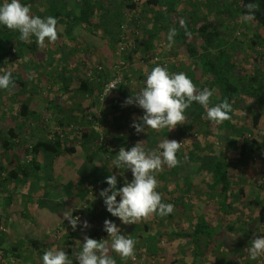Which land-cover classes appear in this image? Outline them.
Returning a JSON list of instances; mask_svg holds the SVG:
<instances>
[{
	"label": "crops",
	"instance_id": "1",
	"mask_svg": "<svg viewBox=\"0 0 264 264\" xmlns=\"http://www.w3.org/2000/svg\"><path fill=\"white\" fill-rule=\"evenodd\" d=\"M104 1L105 0L100 2L103 6L113 10L116 8L119 9L120 5L118 1L109 0V4H105ZM106 2H108V0ZM114 3L116 4L114 5ZM125 16L126 14L124 17ZM152 21L154 22L153 19ZM152 21L147 23L148 27H150V31L146 30L147 36L146 39H144V46L147 51L146 56L148 57L152 54L151 47L148 48V44L159 41V43L162 42V44L165 45V42L168 41V31L173 27L169 22L164 21L161 27L158 24V27H160L159 31H155ZM153 31L156 32V37L149 39L148 34L151 32L153 34ZM98 37H100L101 39H98L105 44L106 39H104L102 31H99ZM76 40L78 43L71 44L67 41L68 43L66 42L65 46L73 48L75 45L76 47L77 45H81V42L87 43V41L81 37L76 38ZM91 43L92 42H90V44ZM63 49L58 51L54 63V68H60V70L57 71L59 73H64V77L60 74L58 75L61 84H35V92L33 91V93L27 94L34 99L28 102H30V105H36V107L39 103L43 102L51 110L54 109L55 111L52 113L55 114L54 122L56 130L59 131L57 135H60L63 139L68 138L70 142L77 140L78 144H80V148L78 149V153L72 157L62 155L60 158L55 159L50 167L51 177L47 178L44 176L38 182L35 181L34 177L32 179V177L25 178L20 176L19 178L13 179L7 178L5 173H2L0 176V226L5 227L7 231L1 233L0 236L4 238L2 240V247L7 250V255L5 258L0 259V264H42V256L48 248L50 250L53 248L57 250H66L70 258L74 260V264H77L75 256L73 255V252L76 250L75 246H82L84 236H88L90 232H93L94 228L97 231L99 230V232L104 231L103 227L106 219L114 220L117 224L119 223L118 226L121 227L122 233L130 236L136 242L135 250L138 251V255L139 252L144 254L159 252V241L163 242V238L171 234V239L175 240L174 247L168 249L169 253H171V249H173L174 252L172 264H259L258 258L256 260H251L249 258L246 249L252 239L262 235L259 223L257 221L255 224L248 222L249 220H246L247 216L244 215V213H242V216L245 219L242 216L240 220L236 218V216L235 219L232 218V216L234 217V212L238 210L237 207L240 206V204L237 203L239 198H245L246 194L247 198L249 197L252 200L256 199L259 194L254 188H252L250 194L248 190L243 187L241 188V185H239L238 189L234 187L235 184L238 185V183H242L238 181L240 173L239 161L237 160V157L240 156L238 148L240 146L241 137L248 134L243 131L242 110H237L236 107L232 112L229 122H223L219 125L205 118L206 120L202 125H198V127L194 128L193 124L197 122V120L195 121L186 117V126H176L171 130L167 128L157 130L155 140L152 141L150 137H147L149 134H137L135 129L131 127L134 118H138L139 115H136V113L132 111L134 106H122L127 96L124 95L123 98L122 96L118 98L119 90H117L118 92L114 91L108 97L110 99L107 98L108 100L106 99V103L102 106L99 101L101 91L99 92L97 90V84H77L76 87L69 84V78L73 72L70 60L73 59L75 52H73L74 49L71 51L67 50V48H65L66 50ZM44 51L47 52L45 48ZM95 52H91L90 50L80 52L79 49L76 50V54L81 56L85 55L84 57L86 58V61L83 59L84 62H77L79 72L81 69L83 73L85 72V69L89 67L88 63L91 61L90 57ZM61 56L65 57L66 60L62 61L60 59ZM163 56L164 53L161 54V58H163ZM101 59H103L102 55H100L99 60ZM187 60L188 59H186V62H188ZM156 61L158 62V60ZM183 61V63H185V60ZM106 62L108 63L109 61L106 60ZM182 64L181 67H183ZM159 65L163 66V64ZM45 66H42L41 71L44 72ZM170 68L171 72H181L175 62L170 65ZM143 69L144 67L140 71ZM150 69L148 73L151 71ZM190 70L191 68L189 67V71ZM125 74L128 79H131L132 83L134 82L133 80L137 78L135 73L132 74V72L128 71ZM63 78H66L69 82L63 81ZM29 86H31V84H29ZM50 86H56L57 91H59L57 99H48L49 96L46 94L45 90ZM86 87L88 90L85 92ZM73 88L76 89L75 97L81 99L80 103L90 102L88 103L89 106L87 105L86 108L92 109L91 112L83 114L82 111L77 110H74L75 112L65 111V108L72 106L70 104V102L72 103L70 93ZM91 90L94 91L90 94ZM37 99H39L38 104H36ZM57 105L59 106L58 108L56 107ZM137 110L139 112L140 108H137ZM262 113L264 115V112ZM12 119L14 120L13 117ZM72 122L75 123L76 128H78L73 132L69 131V128L73 126ZM246 127L249 128V124ZM15 132L18 135L16 129ZM171 133L175 136L176 141L181 142V150H187V153L197 154L195 156L202 158L211 156L214 159L223 160L225 157L232 166L231 172L235 174L232 182V193H234L235 197L233 206L231 209L227 208V210H225L228 220L220 219L214 224V232L220 238V242L216 249L207 255L204 254V247L207 246L206 243L198 246L195 242L189 240L185 241V238L182 236L183 234L193 233L198 221L197 219L195 220V214L198 216L200 212H204L205 207H210L207 213L210 217H213V211L218 210L221 202H223L222 198L209 188L213 184V179L206 170H202L201 163L190 161L187 156H177L179 163L176 167H173L172 173H163L167 177H172L171 180H166V182L163 183L167 185L168 183H172L171 194L174 195L172 205L174 206V212L180 216H178L177 224L175 225L177 228L172 230L170 234H166L163 230H161L160 234H157V231L153 233L152 228L146 229L149 227V224L142 219L137 221L136 224H121L118 218L112 217L111 214L106 211L103 199L99 195L100 190L107 187L106 183H104L105 177L111 174H123L127 171L126 169H117L113 164L121 147L129 148L140 143V146L148 152L154 150L153 147H155V149L157 148L160 143L158 137L169 138V134ZM134 134L137 137L140 135V139L137 140V142H133L135 139ZM198 134L203 135V137L205 136L200 141L201 144L197 143L195 140ZM28 135L32 138L36 137L35 132ZM74 135L76 137H73ZM50 137L51 136H49V138ZM70 137H72V140ZM100 138L107 139L110 145L116 141L117 149L111 150L108 146L103 147L107 149V151H103V148L102 150L99 149L100 147H98L96 143L102 145L99 142ZM207 139H210V142H208ZM20 140L19 138L16 141L19 142ZM45 140H51V138ZM23 141L24 143H28V141ZM23 141L21 140V142ZM262 143L264 144L263 141ZM201 150H206V154L199 155L198 153ZM102 151L104 153H102ZM232 155H235V157ZM89 157L92 158V161H89ZM4 164L3 152L0 147V168L1 165ZM175 169L177 170L176 172H174ZM163 170L164 167H162L161 171ZM162 178L163 176H161V179ZM196 183L198 185H196ZM119 186H123V184L119 182ZM241 190L243 192L242 195H240ZM160 191L163 193L164 190ZM210 200H212L213 203L208 205L207 203L210 202ZM70 209L73 211V216H81V219L84 213V219L88 220L90 225L95 227H90L84 232H82L80 228L73 231L68 222L63 220V212ZM76 211L78 214L74 215ZM238 211H240V209ZM184 215L193 218L192 220L194 223L193 227H187L188 231L186 230V232H184L186 227L182 226V230L180 229L183 219L181 216ZM57 233L61 235L59 236V240L63 237L65 238L68 233L74 234V242H71L72 247L60 245L58 249L56 244V242L59 241H57ZM104 238L106 239V245L110 249L111 241L108 239L107 233ZM62 243L65 244L63 241ZM109 254L113 257L116 255L114 258L116 264H135L132 263L133 261H129V258L122 259L114 251L110 250Z\"/></svg>",
	"mask_w": 264,
	"mask_h": 264
},
{
	"label": "trees",
	"instance_id": "2",
	"mask_svg": "<svg viewBox=\"0 0 264 264\" xmlns=\"http://www.w3.org/2000/svg\"><path fill=\"white\" fill-rule=\"evenodd\" d=\"M101 1L103 0H22V3L30 5L32 14L41 16L42 18L49 15L57 18L58 38L50 44L46 42V45L48 44L50 48V50L47 48V52L44 51V47L40 48L37 46L34 37L31 42L26 43L19 40V33L17 31L0 26V72L11 71L15 80V87L8 90H0V95H6L7 93L11 99H17L19 104L16 114L18 116L26 120L36 114L34 111L36 105H30V102H28L34 99L32 96H25L26 100L19 101L21 100L22 92L26 89L28 80H41L40 75L43 74L41 71L42 66H54L58 51L64 48L67 41H72L76 44L78 43V39L76 40V38L81 37L90 43L98 37L99 31H102L103 37L106 39L105 43L111 48L113 46V49H116L117 52L118 44L123 41L121 26L128 22L129 15L136 11L138 7L134 3L135 1L118 0L119 9L113 10L103 6L100 3ZM226 1L148 0L146 9L142 13L147 23L152 21V19L154 20L152 22L155 31H159L164 21L169 22L173 27L177 28L174 44L179 43L180 52L185 58V63L182 66H189L191 68L189 77L198 89L208 87L213 90V96L211 97L212 104L227 100L231 104L233 112L238 104H245L244 97L256 101L252 102L256 103L255 105L250 104L248 116L250 120L248 130L251 132L250 136L253 135V137L244 138L245 140L243 139L238 149L240 157L259 156L263 153L264 147V144L260 142V140L264 139V115L261 111H258V108L255 109L253 106H258L259 102L264 101V56L259 52L258 55H261V57L256 58L255 61L257 63L252 65L251 69V65L246 66L245 64H242L241 68H238L237 62L232 55L223 52L219 53V58L222 61L218 63L214 59L209 58L205 52V48H207L211 41L209 40L210 36L215 33V30H211V18L217 15H224L230 10L228 8V1ZM248 3L255 4L254 17L250 21L258 27L259 34L253 40L256 47H258L264 39L262 38L264 36V0H240L235 2L234 9L239 15L243 16ZM230 5L232 4L230 3ZM125 14L126 16L124 17ZM181 18L186 19V22L191 24V27L194 28L193 31L179 27ZM133 19L134 25L140 28L143 23L140 17L138 16ZM125 20L127 21L123 24ZM158 24L160 27H158ZM155 31H153V34L152 32L148 34L149 39L156 37ZM137 44L141 48V44L144 46L145 41H140L139 39ZM54 45L58 46L54 47ZM53 47L54 49H51ZM65 48L67 47L65 46ZM65 48L63 50H66ZM60 59L62 61L66 60L63 56ZM186 59H188V62H186ZM121 60L125 62L123 58ZM22 64L24 69L22 68ZM93 67L85 69V79L81 84H98L97 90L100 92L106 83L117 76V71L114 70L108 76L104 65H94ZM125 67L126 62L124 69L120 72L124 80L122 85L127 83V80L124 78L126 77L124 72ZM32 71L35 72V75L27 78L25 72L29 73ZM59 74L64 77V73ZM129 80L131 81V79ZM63 81L69 82L66 78H63ZM122 85L117 90H119L121 96H124L126 89ZM87 90L88 88L86 87L85 92ZM92 91L94 90H91L90 94ZM242 99H244V102ZM38 101L39 99H37L36 104H38ZM4 107L8 108L7 104ZM56 107L58 108L59 106L57 105ZM185 115L189 119L197 120L193 124L194 128L202 125L203 119L206 118L205 109L195 102L186 110ZM7 122L10 123L9 131L6 135L0 137V147L5 161V164L1 165L0 176L2 173H5L7 178L13 179L20 176L25 178L32 177V179L34 177L35 181L38 182L44 176L47 178L51 177L50 167L55 159L60 158L62 155L72 157L78 153V149L80 148L77 140L70 142L68 138L63 139L60 135L51 140H39L34 145L25 144L21 140L18 142L16 140L19 137L15 132L14 126H12V121L8 119ZM224 122L227 123L229 120ZM195 155L187 153L186 156L190 161L201 163L202 170H206L211 175L213 184L209 185V188L217 193L223 202H221L218 210L213 211V217H210L207 213L210 207H205L204 212H200L198 216L195 214L198 221L193 233L183 234L182 236L187 240L192 239L198 246L206 243L207 246L204 247V254L207 255L212 253L220 242V238L214 232V224L220 219L228 220L225 210L227 208L231 209L233 206L235 197L234 193H232V182L235 174L231 172L232 166L226 158L221 160L214 159L211 156L202 158ZM88 159L92 161V158L89 157ZM163 167L164 172L172 173L173 168H169L166 165ZM176 171L175 169L174 172ZM242 194L241 190L240 195ZM211 203H213L212 200L207 204L210 205ZM77 214L76 211L74 215ZM258 223L260 226H264V205H261L258 211ZM91 227L94 228L95 226L92 225ZM1 233L3 232L0 231ZM105 235V231L99 232V230L97 231L94 228L93 232H90L88 236L100 240L105 239ZM3 239L0 236V251L3 253V258H5L7 250L2 247Z\"/></svg>",
	"mask_w": 264,
	"mask_h": 264
},
{
	"label": "clouds",
	"instance_id": "3",
	"mask_svg": "<svg viewBox=\"0 0 264 264\" xmlns=\"http://www.w3.org/2000/svg\"><path fill=\"white\" fill-rule=\"evenodd\" d=\"M255 4L248 3L244 20L254 17ZM57 18L49 15L41 17L31 12L28 4L22 0H0V26L19 33V40L31 42L33 37L38 47L43 48L47 43L55 42L58 38ZM179 27L185 28L186 22L179 21ZM177 28L168 31V44L175 43ZM15 87V80L11 71L0 72V90ZM213 90L208 87L198 89L192 79L184 72H170L166 66L157 65L147 74L144 86L135 94L125 98L122 106H136L143 110V115L134 118L131 127L137 134L151 130L174 129L186 122V110L193 102L201 105L206 112V118L219 125L231 118L232 106L224 100L212 104ZM181 142L165 138L157 148L146 152L140 143L135 146L121 147L113 161L115 168L130 170L131 180H124L123 186H118L116 174L105 177L107 187L100 190L106 211L112 217L119 219L123 225L136 224L141 219L152 214L161 217L172 213L174 206L162 201L157 188L159 182L157 173L166 165L176 167L179 163L177 154L181 150ZM72 209L63 212V220L67 221L73 231L79 228L82 232L91 227L88 220H81L72 215ZM103 230L111 241L110 249L106 239H94L84 236L82 246H75L73 252L77 264H116V260L109 254L110 250L122 259L135 255L136 242L111 219L104 221ZM251 260L264 256V235L256 236L246 248ZM42 264H74V260L63 249L47 250L42 256Z\"/></svg>",
	"mask_w": 264,
	"mask_h": 264
},
{
	"label": "rangeland",
	"instance_id": "4",
	"mask_svg": "<svg viewBox=\"0 0 264 264\" xmlns=\"http://www.w3.org/2000/svg\"><path fill=\"white\" fill-rule=\"evenodd\" d=\"M107 0L104 1V3H108L109 4V0L108 2H106ZM118 1V0H115ZM114 1V2H115ZM134 3L137 4L138 9L136 11H134L132 14L129 15L128 17V21L130 19L136 18V17H140V19L142 20V25L140 26V28H135L134 31H129L127 33V50L125 52L122 53L121 56L117 55L116 49H113L110 47L109 45H107L106 43H102L101 40H99L97 37L95 38L92 43H84L81 42V45H76L71 48V47H67V50L71 51L74 49L73 52V59L70 60V63L73 67V72L71 73L70 76V83L71 86L76 87L77 84H81L82 81L85 79V74L81 71L79 72V68L77 66V62H84L83 59L86 61V58L84 56L78 55L76 54V50L79 49L80 52L83 51H87L90 50L91 52H95L94 54L91 55L90 57V62L88 63L89 67H93L95 66H99V65H104V69H106L107 71V75H111V73L115 70V64L117 62V60H119V58H123L126 62V69H125V73L126 72H132V74H136L135 76H137L136 79H134L133 83L126 77H124L127 80V83L122 85L123 88L126 89L125 92V96H130L133 92V94H135L139 89H141L144 86L146 77H147V73L148 70L157 65L155 64H163V66H166L168 68V70L171 72V68L170 65H172L173 62H175L177 65V67L180 68L181 72L186 73L187 75H189L188 72L189 71V67H181V64L184 62L183 60H185V58L183 57V54L180 52V46L179 43L178 44H173L171 47H169L168 41L165 42V45L162 44V42L159 43V41H154L153 44H148V48L151 47V56L148 57L146 56V49L145 46H143L141 44V48L138 47L137 41L140 39V41H144V39H146V34L147 31L149 30L150 27H148L147 22L145 21V16L143 15V10L146 9V5L148 0H132ZM228 1V8L230 9L229 11H227L224 15H217L216 17H212L211 18V23H212V27L211 30H215V33H213L212 36H210V44L207 46V48H205V52L206 55L209 56V58L214 59L215 61H217L218 63H220L222 61L221 58H219V53L223 52L225 54L228 55H232L234 57V59L237 62V66L238 68L242 65L245 64L246 66H250L251 65V69H252V65L256 64L257 62L255 61L256 58H260L261 55H258V53H262V56H264V39L261 45H258V47H256V44L253 42V40L256 39V35L259 34L258 30H257V26L253 25V22H251L250 20H244L242 17V15H239L236 10L234 9V5L235 2H238L240 0H227ZM230 3L232 5H230ZM116 3H114L115 5ZM231 6V8H230ZM109 8V7H108ZM181 20H184L186 22V19L181 18ZM127 20H125L123 22L126 23ZM130 24L133 23L129 21ZM189 24V25H188ZM119 25V24H118ZM114 28V26H113ZM116 29V28H114ZM190 30L193 31V27H191V24L188 22H186V27L185 30ZM255 35V37H254ZM148 38V37H147ZM264 38V36L262 37ZM101 39V38H100ZM71 44H75L72 41H69ZM205 45V44H204ZM58 46V45H54ZM51 48V49H54ZM84 47V48H82ZM46 50L48 48V50H50L49 45H45L44 47ZM177 48V49H175ZM118 50V49H117ZM164 53L163 58H161V54ZM83 54V53H82ZM86 55H88L87 53H85ZM100 55H102L101 60H99ZM214 56V57H212ZM157 58V59H156ZM165 58V59H164ZM109 61L108 63L106 62ZM158 60V62L156 61ZM23 61V60H22ZM22 61H20V63H22ZM105 61V62H104ZM107 64V66H106ZM184 64V63H183ZM109 66V67H108ZM147 66V67H146ZM45 70L44 72L42 71V75H40V81H31L28 80L27 81V86L26 89H24V91L22 92V96H21V100L19 101H24V99L28 96L27 94L29 93H33V91L35 92L36 89V85L37 84H61V80L59 75V70L54 68V66L52 65H46L45 66ZM144 67V74H143V70L140 71L142 68ZM146 67V68H145ZM16 68H18L16 66ZM22 68H23V64H22ZM51 68V69H50ZM94 68V67H93ZM241 68V67H240ZM24 69V68H23ZM150 69V70H151ZM58 70V71H57ZM76 70V71H75ZM75 71V72H74ZM135 71V72H133ZM140 71V72H139ZM25 75L27 78L32 77L33 75H35V72H25ZM126 75V74H125ZM143 76V77H141ZM29 84H31V86H29ZM36 84V85H35ZM38 85V86H39ZM98 86V84H97ZM71 88V87H70ZM75 90L76 89H71V93H70V97L72 98L70 102V104L72 105L71 107L65 108V111H71V112H75L77 111H82V113H87V112H91L92 109H88L86 108V106L88 105V102L85 103H80L81 99L80 98H76L75 97ZM46 94L49 96L48 99L50 98H55L57 99V96L59 94V91H57L56 86L52 87H47L46 88ZM116 92H118L116 90ZM115 92V93H116ZM0 95V101H1V105H0V137H2L3 135H6L9 131V127H10V123L7 122L8 119H10L14 125V128L17 130L19 138L23 141H28V144L30 145H34L37 141H39L40 139H52L55 138L57 136V133L59 131L56 130V125L54 122V117L55 114L52 113L55 110L54 109H50L48 106H46L43 102L39 103V105L37 107L34 108V111L36 112V114L31 117L30 119H24L20 116H18L16 114V109L18 107V101L17 99H11V97H8V94L6 93V95L4 94ZM27 95V96H26ZM26 96V97H25ZM121 98V94L119 93V97ZM123 98V96H122ZM52 99V100H53ZM110 99V98H108ZM107 99V100H108ZM245 99V104H238L237 106V110H242L241 111V116H243V120H242V126L244 128V133H248L247 135H245L244 137H241L240 139V144L243 142L244 138H252V136H250L251 132L250 130H248V128L246 127L250 121L248 116H249V112H250V104L255 105L256 103H252V102H256L251 100L250 98H246ZM244 99L243 102H244ZM107 100H100L101 105L103 106L104 103H106L105 101ZM112 102V99H111ZM7 104L8 108L4 107ZM83 106V107H82ZM89 106V105H88ZM243 106V108H242ZM255 109L258 108V111L264 112V101L263 102H259L258 106H253ZM138 107L134 106L132 108V111L136 113V115H139V117L141 115H143V110L140 109V111L138 112L137 110ZM73 109V111H72ZM75 110V111H74ZM253 110V109H252ZM244 113V114H243ZM12 117L14 118V120L12 119ZM8 118V119H7ZM7 119V120H6ZM206 119H203V122H205ZM88 123V122H87ZM73 126H71L69 128V131H76L78 128H76V124L72 123ZM187 125V121L184 122L183 124H179L177 126H186ZM42 128V129H41ZM35 132L36 137H31L28 134ZM157 130H151L149 129L148 132H144L145 134H149L152 141L155 140V135H156ZM135 135V134H134ZM170 137L169 139H175V136L171 133L169 134ZM49 136H51L49 138ZM54 136V137H52ZM70 136V134H69ZM73 137H76L75 135ZM205 137V136H204ZM203 135L198 134V136L195 138L197 143H200V141L202 140V138H204ZM208 137V136H207ZM70 139L72 140V137H70ZM140 139V135L137 137L135 135V139L133 142H137V140ZM165 139V137H158V141H161ZM150 140V142H151ZM210 139H207L208 142ZM245 140V139H244ZM264 142V139L260 140V142ZM24 142V141H23ZM99 142L102 145H98V147H100L99 149L102 150L103 147L108 146V148H110L111 150H116V141H114V143L112 145H110L108 143L107 139H102L100 138ZM103 142V143H102ZM196 143V144H197ZM26 144V143H25ZM201 144V143H200ZM209 144V143H208ZM211 145V144H209ZM155 149V147H153ZM103 151H107V149L103 148ZM102 151V153H104ZM146 151V150H145ZM148 151V150H147ZM152 151V150H151ZM149 152V151H148ZM226 152V151H224ZM199 155H204L206 154V150L204 151H200L198 153ZM187 155V150H180L178 152V156H186ZM235 157V155H232ZM206 158V157H204ZM225 158V157H224ZM30 160V159H29ZM237 160L239 161L238 165H239V177H238V181L242 182L241 184L238 183V185H234V187L236 189L239 188V185H241V188H245L246 190H248V193L250 192L251 194V190L252 188H254V190H257L258 197H256V199H250L249 197L247 198V195L245 194V198H239V200L237 201L238 204H240V206L237 207V209L240 211L234 212V217L232 216L233 219L238 218L239 220L241 219L242 213H244V215L247 216L246 220L252 224H255L256 221L258 222V211L261 207V205H264V186L263 187H259L257 185L258 181H260L262 179V177L264 176V149H263V153H261L259 156H251V157H237ZM165 172L163 171H159L156 175H157V180L159 182V186L157 188V191H159L161 193L160 190H164L163 193H161L162 196V201L165 203H171L173 204V196L171 193L172 190V183H168L164 184L163 182H166V180H171L172 177H167L165 174H163ZM263 174V175H262ZM202 175V174H201ZM262 175V176H261ZM161 176H163V178L161 179ZM198 176V175H196ZM118 177V181L120 182V184L124 183V180H131L132 179V174L130 172V170H127L126 172H124L123 174H117ZM198 178V177H197ZM200 179V178H199ZM197 182H200L198 180H196ZM196 185H198L196 183ZM119 186V185H118ZM184 204V203H182ZM252 206V207H251ZM174 212V210H173ZM170 213L167 216H159L156 214H152L151 216H149L148 218L142 219L143 221L147 222L149 224V229L152 228V232L155 233L157 231V234L161 233V230L165 231L166 234H170L172 232V230H174L175 228H177V226H175L177 224V218L179 215L176 214V212L174 213ZM182 215V214H181ZM85 214L83 213L82 219L81 220H85L84 219ZM180 217V216H179ZM183 219L181 221V226L180 229L182 230V226L186 227L184 229V232H186V230L188 231L187 227H193L194 223H193V218H189L186 217V215L181 216ZM243 217V216H242ZM81 218V217H80ZM244 218V217H243ZM197 218H195L196 220ZM245 219V218H244ZM194 220V221H195ZM196 223V221H195ZM119 224V223H118ZM260 226V225H259ZM79 228V225H78ZM261 228V234L263 235L264 233V226H260ZM74 233V232H73ZM59 236L60 233H57V241L59 240ZM74 234H69L65 236V238H61L58 242H56L58 249L60 248V245L63 246H67V247H72L71 242H74V238H73ZM195 240V239H194ZM62 241L65 243L63 244ZM174 239H171V234L168 236H165L163 238V242L159 241L158 246L160 251L157 253H141L139 252L138 255V251L135 250V255L133 257L129 258V261H133L132 263L135 264H172V261L174 260V252L173 249H171V253L168 252V249L170 247H174ZM185 241H187V239H185ZM189 241H192V239H189ZM189 243V242H188ZM191 244V243H190ZM48 250H50L48 248ZM60 250V249H59ZM66 251V250H65ZM70 251V250H69ZM67 252V251H66ZM116 257V255L114 256V258ZM247 263V262H246ZM248 264V263H247Z\"/></svg>",
	"mask_w": 264,
	"mask_h": 264
},
{
	"label": "built area",
	"instance_id": "5",
	"mask_svg": "<svg viewBox=\"0 0 264 264\" xmlns=\"http://www.w3.org/2000/svg\"><path fill=\"white\" fill-rule=\"evenodd\" d=\"M137 18V17H136ZM132 20L134 21V19H130L129 21L132 22ZM129 21L121 26V30H122V34H123V41L120 42L117 46V54L119 56L122 55L123 52H125L128 48L127 46V33L129 31H134L135 28H137L134 23L130 24ZM125 66V62L121 60V58H119V60H117L116 65H115V71H117V76L112 79L111 81H109L108 83H106L100 93V100L103 101L106 97H108L110 94H112L114 91H116L124 82L123 77L121 76L120 72L124 69ZM257 185L259 187H263L264 186V176L262 177V179L260 181H258ZM81 217V216H79ZM0 231L5 232L7 231V229L5 227H0ZM3 258V253L0 251V259ZM258 261L259 264H264V256H260L258 257Z\"/></svg>",
	"mask_w": 264,
	"mask_h": 264
}]
</instances>
